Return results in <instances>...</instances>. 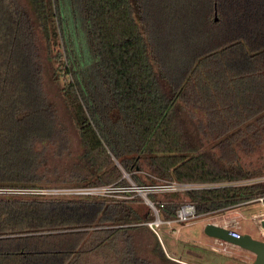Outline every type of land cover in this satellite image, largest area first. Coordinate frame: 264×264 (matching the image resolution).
Masks as SVG:
<instances>
[{
    "label": "trees",
    "instance_id": "obj_1",
    "mask_svg": "<svg viewBox=\"0 0 264 264\" xmlns=\"http://www.w3.org/2000/svg\"><path fill=\"white\" fill-rule=\"evenodd\" d=\"M81 1L97 63L113 87L108 107L124 131L114 136L103 113L93 121L95 99L80 78L85 66L69 67L71 52L69 61L58 50L57 0H0V264H83L117 243L115 264H194L167 256L148 225L156 218L149 206L41 191L52 185L49 157L67 147L46 84L68 75L62 101L81 143L61 178L68 185L128 184L98 125L127 169L139 165L160 179L216 184L183 190L198 214L251 202L264 195V179H255L264 162L245 159L264 145V0H154L160 22L151 20L146 0ZM126 134L138 154L134 162L119 147ZM177 207L159 208L171 218ZM143 234L146 254L135 245Z\"/></svg>",
    "mask_w": 264,
    "mask_h": 264
},
{
    "label": "rangeland",
    "instance_id": "obj_2",
    "mask_svg": "<svg viewBox=\"0 0 264 264\" xmlns=\"http://www.w3.org/2000/svg\"><path fill=\"white\" fill-rule=\"evenodd\" d=\"M146 2L147 4H149L151 9L154 8V11L150 12L151 20L159 22L162 21L163 16L160 15L159 11L161 10V7L158 6V1L146 0ZM56 9L58 12V21L60 24V31L62 36L61 43L58 46V50L64 55L65 58H68V60V54L71 52V55L74 59L72 62H68L69 67H76L78 69L80 65L85 66L82 67V70L80 71V78L82 80V85H85V91H87V93L95 99V104L91 105V108L94 111L96 110L95 114L92 115V111L89 109L91 117L97 124L98 114L103 113L109 116V131H111L115 136L118 129L120 131H124V129H122V126H119L116 115H113L115 110L111 111L110 107H108L109 103L107 101L108 96L106 91L108 86H110L111 90L113 87L105 73V69L100 63H97L96 55L98 53V45L95 39L92 38L94 44H91V42L89 41V36L86 32V19L83 14L85 13L83 3L81 0H57ZM191 16L194 18V15ZM183 32H186V30L183 29ZM191 34L192 33L188 35L190 40L192 39ZM185 36H187V33H185L184 37ZM173 53L176 54V51H174ZM45 60L46 58H44V61ZM50 62L53 63L52 59H50ZM62 67L65 68L64 66ZM67 78L68 75L67 77L66 75H61L59 83L48 80L46 84V92L49 96V101L55 108L54 115L61 128L62 133L65 136V139L67 140L66 152H64L59 157H49L50 165H48L49 167L46 168L53 180L50 181L52 185L44 187L42 189V192L47 193H85L82 191L87 190L88 187H93L72 186L67 184L69 183L68 181L61 180V178H63V175L65 173H68L70 165H72V162L74 161L73 158V161L71 160V155H73V157L77 159L81 152V143L78 131L72 121V118L68 114L66 106L62 101L61 86L63 82L67 80ZM75 78L76 75L73 74V80ZM80 93L82 95V98L84 99V103L88 107L89 103L86 102L83 91L80 90ZM97 127L101 135L105 139L104 141L109 151L111 152L114 162L123 171V177L128 182V184L124 186L130 188H128L126 192H122V187L124 186H114L113 184L96 185L99 187H97L96 192L93 194L105 196L109 199H123L130 204L133 203L145 207L149 206L156 216V212L147 201L151 200L158 208L157 215H159L162 220L168 219L164 217L161 209L159 208L161 207L160 204L162 202L164 204L176 203L178 205L176 212L178 211V208L183 204L190 202V200H188L186 195L183 193V190H171L166 187L151 189L149 187L143 186L154 184V182L147 181L145 184L138 183L136 181V178L134 177V174H138L146 180L149 176H151L152 178L157 180L155 184H167L169 183V180L160 179L156 176H153L147 168H140L139 165L135 167V170H129L124 167V165L120 162V159H118L117 156L112 153V150L108 145V142L106 140L107 138L105 137V134H107V131L104 130L105 128L101 129L98 125ZM125 136L127 137L126 139L128 140V142L125 141L126 139L123 141L121 140L119 145L124 155L122 157H131L132 161L134 162V157L138 154L135 151L133 139H131L127 134ZM51 152L52 147H49L47 153L52 155ZM69 154H71L70 157ZM245 159L263 163L264 145L254 156H247L245 157ZM130 160L128 159V161ZM46 168H42L41 170H45ZM255 179H264V174ZM207 186H212V184L207 183ZM176 191L179 192V194L173 196L172 193ZM152 194L156 196L154 197V199L151 196ZM167 194H171V196L166 197ZM261 209H263V207H259L256 201L241 205H235L232 207H222L215 210L214 212H211L210 214H202L195 218H192L190 220L191 222H187V224L183 226L179 231L176 230V228L180 224L162 223L159 227L156 228L159 234L150 226L149 223L148 225L154 230L155 234H157L167 256L178 261L182 260L189 263L192 262L194 264H253L255 254L249 249L242 248L241 250H238V253L233 255H227L225 253L211 249L208 244L204 243V241H208L210 237L204 235L205 233L203 231V227L205 223L211 222L213 220L222 221L224 218L231 219L233 217H237L239 220V226L236 229L239 232L249 233L255 238L263 239L261 229L253 218V214ZM148 237L149 236L146 234L137 235L139 241H136L135 245L139 246V251L142 254H146L149 250L146 246V243L149 241ZM119 247H121L120 243H117L116 245L114 244L113 246H105L99 252L90 254V256L87 257L86 260H84L83 264H115L116 262L114 261V256L116 255V249H118Z\"/></svg>",
    "mask_w": 264,
    "mask_h": 264
},
{
    "label": "built area",
    "instance_id": "obj_3",
    "mask_svg": "<svg viewBox=\"0 0 264 264\" xmlns=\"http://www.w3.org/2000/svg\"><path fill=\"white\" fill-rule=\"evenodd\" d=\"M212 185H216V184H212ZM206 186H207V184L205 185V184H200V183H186V182H178V181H169V183H167V184H155L154 183V184H150V185L143 186V187H149L151 189L166 187V188H169L171 190H185V189L200 188V187H206ZM97 187H99V186L88 187L87 190H83L82 192L95 193ZM128 188H130V187H125V186L122 187L123 191L124 190L126 191ZM147 201L151 205V207H153L154 211L156 212V216H157L155 218V220L150 221L148 223L158 234H159V232L157 231L156 228L159 227L162 223L180 224L176 228V230L179 231V230H181V228L183 226H185L187 224V222H191L190 220L192 218H195V217L202 215V214H210L211 213V212H204V213L198 214L195 204L192 202H189V203L183 204L181 207H179L178 211L176 212V215L174 217L162 220L159 217V215H157L158 208L154 205V202L151 200H147ZM253 201H256V203L258 204L259 207H263V209L255 212L253 214V218H254L255 222L259 225V227L261 229V234L263 235V239H264V227L262 226V221L264 220V195L256 197L251 202H253ZM248 203H250V202H248ZM163 204L164 203L162 202L160 205L163 206ZM244 204H246V203H244ZM208 223L220 225L222 227L229 228V229L235 230V231H238L236 228L239 226V220L237 217H235V218L233 217L231 219H225L224 218L222 221L213 220L211 222L205 223L204 227ZM204 227H203V231L205 233L204 235L210 237V239L208 241H204V243L208 244L211 249L225 253L227 255H233V254L238 253V250H241L243 248L239 244H236L233 241L228 240L226 238H218V237H213V236L208 235L205 232ZM201 234H203V233H201Z\"/></svg>",
    "mask_w": 264,
    "mask_h": 264
},
{
    "label": "water",
    "instance_id": "obj_4",
    "mask_svg": "<svg viewBox=\"0 0 264 264\" xmlns=\"http://www.w3.org/2000/svg\"><path fill=\"white\" fill-rule=\"evenodd\" d=\"M262 226L264 227V220L262 221ZM204 229L210 236L226 238L243 248L249 249L255 254L253 264H264V239H258L249 233H241L213 223L206 224Z\"/></svg>",
    "mask_w": 264,
    "mask_h": 264
}]
</instances>
